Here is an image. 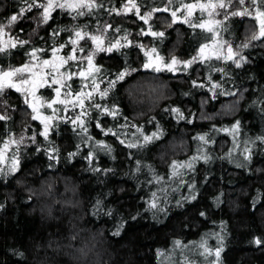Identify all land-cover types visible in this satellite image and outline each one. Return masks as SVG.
I'll use <instances>...</instances> for the list:
<instances>
[{"label": "trees", "instance_id": "1", "mask_svg": "<svg viewBox=\"0 0 264 264\" xmlns=\"http://www.w3.org/2000/svg\"><path fill=\"white\" fill-rule=\"evenodd\" d=\"M127 3L104 0V8L76 19L57 9L47 24L40 21L42 10L33 9L13 27L12 35L28 43L0 54L1 69L28 63L33 49H43L37 55L46 59L64 44L66 54L72 30L87 25L90 34L103 30L110 44L126 45L96 54L100 88L127 74L107 97L97 94L91 102L117 110L115 117L86 101L87 133L69 114L53 123L47 139L24 96L6 91L1 114L10 119L0 120V143L21 132L29 139L18 170L0 177V264H264V142L258 139L264 137V40L244 48L240 67L211 59L176 73L143 69L146 52L155 49L165 62L182 60L206 43L208 33L173 24L169 12L153 13L146 24L135 10L107 11ZM137 3L143 15L167 0ZM24 6L23 0H0V22ZM228 25L234 35H225L226 41L240 45L250 40L256 22L235 16ZM150 28L164 35L145 34ZM69 64L71 72L78 67ZM38 93L53 97L52 88ZM237 121V133L224 131ZM108 129L116 135H106ZM153 133L159 138L145 144L144 136ZM173 161H191L193 167L173 177ZM201 242L212 255L202 254ZM216 249H222L219 260Z\"/></svg>", "mask_w": 264, "mask_h": 264}, {"label": "snow or ice", "instance_id": "2", "mask_svg": "<svg viewBox=\"0 0 264 264\" xmlns=\"http://www.w3.org/2000/svg\"><path fill=\"white\" fill-rule=\"evenodd\" d=\"M239 4V8L234 11H230L234 7V0H193V2H185V0H167V4L164 7H153L150 11L145 12L143 15L140 14V5L137 0H128V3L124 5V8L118 10L116 8L107 9L109 14L115 13L116 15L127 14L135 10V14L139 16L144 23H148L155 12H170L172 17V23L182 22L188 24L193 29L200 28L202 31L210 33L212 36V44H203L199 50L200 62H206L212 58L225 59L233 61L237 67L241 66V61L244 59L240 56L238 51H234L233 45L226 40L220 38V33L217 29L226 30L224 28L225 21L229 20L231 17H251L255 20L256 25L253 28L252 35L249 43H244L239 47L247 48L250 46L251 41L264 40V0H236ZM25 5L20 9V12L16 15H12L7 24L0 23V54L7 53L11 48H16L17 46H23L28 43V41L11 39H4L7 35V29H10L17 20L22 17L26 12H31L33 9H41L39 13L40 21L43 24H47L50 19H52V14L55 10L59 9L62 12H66L72 16L73 19L83 16L93 15L94 10H99L104 8V0H23ZM173 5H177L173 7ZM200 13V17L196 16V13ZM223 15L224 20L216 19L217 16ZM207 16V19H203ZM87 25L81 28L77 25L72 30V38L69 42L72 45L71 52L66 56L59 55V53L66 47V45L61 44L58 48L54 47L52 49L51 59H41L37 53L44 51L43 49H33L29 55L32 57L30 63H26L21 67H9L7 70L0 69V97H3L7 90L14 89L16 92L21 93L25 97V104L32 110V120H39L44 126L43 131L40 133L45 139L48 138L50 130L54 127V120L56 119V113L58 111H63L65 113L69 111H74L77 107L81 109L78 115L71 118V123L77 125L81 131L87 133V128L85 126L84 117L88 116L89 113L85 108V101H89V107L94 106L96 109L101 110L103 114L112 115L115 117L118 113L115 109H109L98 103L92 104L95 95H99L101 99L107 97L109 90L115 86V83L119 80H123L126 72H121L116 77V80L109 81V87L105 89L100 88V83L103 82L102 78L100 82H97V74L101 72V69L94 63V57L97 52H112L114 49H118L121 46L120 41L115 44H110L107 48L104 47L105 39L103 35L90 34L86 29ZM111 25H107L104 28L106 32ZM258 28V30H257ZM61 31H68V29H62ZM119 31V30H118ZM58 32H54L53 35H58ZM154 37H162L163 32H154L149 29L148 33ZM90 39L92 44L95 46V50L81 59L87 61V68H81L78 73L71 71H61L65 69L66 66L70 67L69 62H74L78 60L76 53L79 51L83 53L85 49L80 46V41ZM127 39V35L124 36ZM224 48L227 49V54L222 55ZM155 52V49H152ZM148 55V53H145ZM196 57H193L190 61L181 62L176 57H172L170 63L163 62V58L157 56L156 60L161 61L163 66L160 64L155 65V70L157 72L167 69L168 71H176L177 66L183 63L184 68H188L192 63L196 62ZM153 63L150 62L144 65L145 68L153 67ZM223 71V70H221ZM79 75V77L85 81L82 88L78 92H74L72 85L67 83L71 81L74 76ZM90 81V82H89ZM53 85H58L54 88L56 93V98L52 99L50 102H42L40 98L36 95L38 89L45 86L52 87ZM202 87V85H201ZM213 89L219 87L217 84L212 85ZM62 89H67L62 93ZM85 89H90L85 91ZM228 95H234V93H226ZM63 96V98H62ZM31 97V99H29ZM55 105H62V109L54 107ZM52 109V115H44L40 109L43 107ZM172 112L176 113L179 118L183 119L182 113L179 109L173 108ZM10 119L7 115L0 114V120ZM97 127H100L99 123ZM139 131V129H137ZM224 131H231L232 133H237L239 131V121L233 125L232 129H224ZM116 135L112 132V129H108L105 134ZM159 134L153 133L152 136H144L145 144L151 142L153 139H158ZM35 137H33V140ZM91 139V137H89ZM198 139L202 142H207L204 136H199ZM261 142H264V137L258 138ZM23 143V137L19 140L9 138V140L4 141L3 146L0 147V165L4 164L6 160H9L7 168L0 167V174L15 173L19 167V160L16 154L8 156L9 150L12 146H19ZM121 143H124L121 140ZM101 147L107 148V145L101 143ZM129 148L142 147L143 145H137L135 143H129L126 145ZM111 151V149H108ZM245 152H249L248 148H245ZM74 155V154H73ZM51 158V157H50ZM91 159V156L89 157ZM198 159V157H193L192 160ZM207 159V157H205ZM245 159H250V155H245ZM193 164L191 161L177 162L173 161L172 176L177 177L182 175L181 169H192ZM155 196V194H153ZM195 199V197H193ZM157 205L155 202L151 203L150 207L155 208ZM257 243L261 241L257 240ZM176 247H182L181 242L177 240L175 242ZM200 248L204 249L202 254L212 255L213 252L206 245V242H201ZM222 249L215 250V257L219 260L220 252Z\"/></svg>", "mask_w": 264, "mask_h": 264}, {"label": "rangeland", "instance_id": "3", "mask_svg": "<svg viewBox=\"0 0 264 264\" xmlns=\"http://www.w3.org/2000/svg\"><path fill=\"white\" fill-rule=\"evenodd\" d=\"M185 2H186V1H185ZM192 2H193V1H192ZM176 6H177V5H176ZM237 8H239V4H238V2H236V0H234V7H233L232 9H230V11H234V10H236ZM128 13H129V12H128ZM169 13H170V12H169ZM197 13H198V14H197L196 16H197V17H200V13H199V12H197ZM231 18H232V17H231ZM203 19H207V16H204ZM216 19L224 20V17H223V15H220V16H217ZM7 21H8V20H7ZM7 21H5V22H0V23L7 24ZM14 25H15V24H14ZM14 25H13L10 29H7V35L4 36V39H5V40H8L9 38H11V39H16V38L12 35V30H13ZM224 28H225L226 30L217 29V31H219V33H220V38H221V39L226 40L225 35H226V36H232V35H234V32L231 30V28H230L229 25H228V20L225 21V23H224ZM92 34H97V35H101V34H102L103 37H104V39H105L104 47L107 48V47L110 45V43H109V42L106 40V38H105V34H104L103 30H98V31H96V32H94V33H92ZM249 41H250V40H245L244 42H241L240 45H242V44H244V43H249ZM253 42H254V41H251L250 44H253ZM229 43H231V42H229ZM113 44H114V43H113ZM204 44H212V36H211L210 33H208V40H207L206 43H204ZM231 44H232V43H231ZM70 45H71V44H70ZM202 45H203V44H202ZM232 45H233V44H232ZM240 45H233V49H234V51H238L239 54H240V56H243V55H242V52H243L244 48H243V47H239ZM80 46L83 47V48L85 49V51H84L83 53H81V52H79V51L76 53V55H77V57H78V60H77V61H74L73 63H77V64H78V67H76L77 69L73 70L75 73H78L79 70H80L81 68H84V69L87 68V61H86V60H83V62L81 63V59H82L84 56H86L87 54H89V53H91V52H93V51L95 50V46L92 44V41H91L90 39H85V40L80 41ZM200 47H201V46H200ZM200 47L198 48V50L196 51V53H194L192 56H189L188 58H183L182 60H181V59H178V60H180L181 62H184V61H190V60L193 59V57H196V58H197V59H196V62L192 63L191 66L194 65V64L197 63V62H200V57H199V55H198L199 50H200ZM71 49H72V45H71V48H70V49H67V50H66V51H67L66 54H63L62 52H60L59 55L66 56L67 54H69V53L71 52ZM97 53H98V52H97ZM97 53H96V54H97ZM226 54H227V49L224 48L222 55H226ZM95 56H96V55H95ZM147 56H148V61H147V63H149L150 60H151V62H152L153 65H154L153 67H149L150 69H151V68L155 69V65H156V64H160L161 67L163 66V63H162L161 61H157V60H156L157 55H156L155 52H153L152 50L148 52V55H147ZM40 58L43 59L42 57H40ZM51 58H52V55H51L49 58H46V59H51ZM212 59H216V58H212ZM171 60H172V58H171ZM171 60L167 61V63H170ZM219 60H225V59L221 58V59H219ZM242 61H243V60H242ZM242 61H241V62H242ZM30 62H33V61H32V58L30 59V61H29L28 63H30ZM94 62H95V57H94ZM163 62H165V61L163 60ZM241 62H240V63H241ZM191 66H190V67H191ZM19 67H21V66H19ZM190 67H188V68H190ZM142 68L144 69L145 67L143 66ZM188 68H184L183 63H181L180 65L177 66V70H176V71H170V72L176 73V72L179 71L180 69H182V70H183V69L187 70ZM0 69H1V68H0ZM7 69H8V68H5V69H3V70H7ZM145 69H148V68H145ZM163 70L168 71L167 69H163ZM61 71H69V69H68V70H67V69H61ZM74 78L81 79V78L79 77V75L74 76L73 79H74ZM67 83H70V84L72 85V83H71L70 81H67ZM83 84H84V83H83ZM45 87H47V86H45ZM45 87H43V88H45ZM55 87H58V85H53L52 87H48V88H52V91H53V97H52L51 99H47V98L41 96V95L38 93L39 89L37 90L36 95L40 98V100H41L42 102H50L52 99H55V98H56V93H55V91H54V88H55ZM72 88H73V91H74V92H78V91L81 90L82 87H81V86L76 87V86H73V85H72ZM40 89H41V88H40ZM66 90H67V89H62V93H63L64 91H66ZM88 90H90V89H85V91H88ZM135 91H137V90H135ZM138 93H139V92H138ZM23 96H24V95H23ZM62 98H63V96H62ZM29 99H31V97H30ZM24 100H25V97H24ZM85 103H86V101H85ZM4 105H5V101H4L3 97H0V114H1V110H2V112H3V109H4L3 106H4ZM54 107H56V108H58V109H62V108H63L62 105H55ZM30 109H31V108H30ZM31 111H32V110H31ZM40 111H41L44 115H49V116H51V115L53 114V113H52V109L47 108L46 106L43 107V108H41ZM80 111H81V109H80L79 107H77L74 111H69V112H67V113H65V112H63V111H58V112L56 113V119L54 120V122H55V121L62 120V119H67L66 117L69 116V114H70L71 116H72V114L78 115ZM37 121L40 123L39 120H37ZM54 122H53V123H54ZM40 126H41V128H42V130H41V132H42L44 126H43L41 123H40ZM21 137H23V143L20 144L18 147H17V146H12V148H11V149L9 150V152H8V156H9V157H11V155H13V154H16L18 160H20L21 154H22V152H23V147L28 143L27 140L29 139V137H28L25 133H23V132H21L20 134H16V135H13L12 137H10V138L17 139V140H19ZM7 140H9V139H7ZM7 140H6V141H7ZM3 143H4V141H3L2 143H0V147L3 146ZM9 163H10V161H9V160H6L4 164L0 165V167L7 168V166H8ZM8 174H10V173H7V174H0V177H1V176H6V175H8ZM44 186L47 187L46 184H45ZM47 189H48V187H47ZM43 193H44V192H43ZM38 196H39V195H38ZM43 196H44V194H43ZM39 197H41V196H39ZM63 207H64V206H63Z\"/></svg>", "mask_w": 264, "mask_h": 264}]
</instances>
